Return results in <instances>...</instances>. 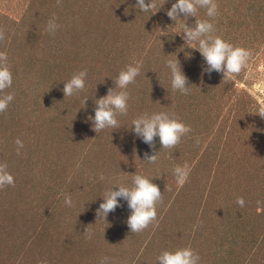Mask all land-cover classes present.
<instances>
[{"label": "rangeland", "instance_id": "374dc122", "mask_svg": "<svg viewBox=\"0 0 264 264\" xmlns=\"http://www.w3.org/2000/svg\"><path fill=\"white\" fill-rule=\"evenodd\" d=\"M175 2L155 0L142 12L138 0H0V51L13 74L0 95L14 93L0 113V163L15 179L0 189V264H100L105 256L109 264H159L161 252L189 245L199 264H264V119L251 113L264 103V0H216V34L252 53L231 79L208 74L199 50L185 45L177 32L196 17L173 21ZM53 16L54 35L46 30ZM198 16L209 19L205 9ZM169 59L179 60L190 94L172 90ZM134 61L142 67L126 89L127 115L98 134L88 119L95 100ZM83 69L84 90L65 97V81ZM146 112L174 113L191 132L173 149L157 136L153 149L132 130ZM154 152L157 163L144 160ZM185 162L191 171L178 187L173 167ZM134 174L152 178L163 195L156 221L140 233L127 224L123 198L106 219L97 214L103 193L118 181L131 186Z\"/></svg>", "mask_w": 264, "mask_h": 264}, {"label": "clouds", "instance_id": "9594fccd", "mask_svg": "<svg viewBox=\"0 0 264 264\" xmlns=\"http://www.w3.org/2000/svg\"><path fill=\"white\" fill-rule=\"evenodd\" d=\"M58 6L62 0H56ZM136 7L142 12H151L155 7V0L146 3V0H138ZM205 9L206 16L209 19H201L198 16V10ZM183 14L184 18L196 17L195 24L183 25L182 31H178L185 41L188 48L198 49L204 58L208 74L213 71L223 74L224 79H231L240 74L248 66L252 53L249 49L233 45L226 41L222 36L216 34V28L211 22L218 15V4L216 0H176L167 15L176 23ZM175 23V24H176ZM60 26L56 23L53 16L47 24V31L55 34ZM5 39V29L0 27V42ZM166 65L171 74V88L173 91H179L182 95H188L191 88L188 84V78L182 71L178 59H169ZM142 61H134L121 69L118 76L114 78L115 88H109L107 94L95 100V115L89 116L92 126L98 134L108 128L118 129V115H127L129 93L126 90L128 85L135 83L136 77L140 74ZM87 69L80 70L72 74L71 78L65 81L63 92L65 97H71L74 94L84 90ZM13 84V74L8 64V54L6 51H0V93L11 88ZM14 99V93L0 95V113L7 110L9 103ZM253 114H258L264 119V103H261ZM133 131L137 137L142 138L143 142L155 149V138L160 139L161 148L173 149L181 141V138L191 132V127L185 124L176 114L166 112L144 113L132 120ZM199 143V140H197ZM17 145V154L23 148V141L18 137L15 140ZM158 153L149 155L145 153V161L155 164L158 161ZM191 168L187 162L183 165L173 167V175L178 187H183L187 182ZM103 180V175L100 176ZM131 186L116 182L102 195L103 202L97 209L98 218L106 219L108 214L120 204V199L127 201L131 214L127 218V224L132 233H140L157 219V204L163 201V195L157 184L143 174H134L131 177ZM118 185V190H114ZM6 186H15L14 176L8 171L7 163H0V189ZM237 204L243 207L245 201L243 197L237 198ZM64 203L71 207L73 204L70 195L65 196ZM86 238H92V232L89 226L84 231ZM159 264H199L200 256L192 247H178L171 250H165L158 256ZM39 264H47V261H39ZM100 264H109L107 256L100 260Z\"/></svg>", "mask_w": 264, "mask_h": 264}]
</instances>
